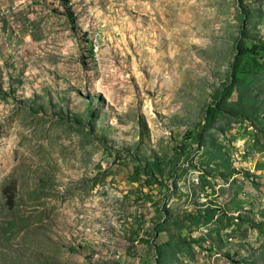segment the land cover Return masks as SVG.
I'll return each instance as SVG.
<instances>
[{"label":"rangeland","instance_id":"rangeland-1","mask_svg":"<svg viewBox=\"0 0 264 264\" xmlns=\"http://www.w3.org/2000/svg\"><path fill=\"white\" fill-rule=\"evenodd\" d=\"M262 42L264 0H0V264H264Z\"/></svg>","mask_w":264,"mask_h":264},{"label":"trees","instance_id":"trees-1","mask_svg":"<svg viewBox=\"0 0 264 264\" xmlns=\"http://www.w3.org/2000/svg\"><path fill=\"white\" fill-rule=\"evenodd\" d=\"M65 2V6H68L69 5V2L70 0H64ZM71 15V14H70ZM238 49H241L242 51V56L246 55V54H253V53H256V51H260L261 53L264 54V42H262L261 44L259 45H255L252 49H248V48H242L238 45ZM233 69L236 70V73H237V66L236 65H233L232 67ZM236 73L234 72V75H233V79L235 78L236 79ZM239 103H235V106H238ZM215 111L214 109H211L209 108L208 109V114H212V112ZM242 113H244V110L242 108L239 109V115H241Z\"/></svg>","mask_w":264,"mask_h":264}]
</instances>
